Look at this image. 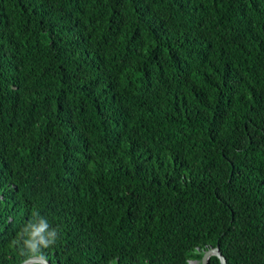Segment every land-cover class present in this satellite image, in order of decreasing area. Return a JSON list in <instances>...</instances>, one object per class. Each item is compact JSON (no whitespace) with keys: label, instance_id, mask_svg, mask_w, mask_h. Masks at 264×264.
Returning <instances> with one entry per match:
<instances>
[{"label":"trees","instance_id":"16d2710c","mask_svg":"<svg viewBox=\"0 0 264 264\" xmlns=\"http://www.w3.org/2000/svg\"><path fill=\"white\" fill-rule=\"evenodd\" d=\"M33 212L50 264H264V0H0V264Z\"/></svg>","mask_w":264,"mask_h":264},{"label":"clouds","instance_id":"9594fccd","mask_svg":"<svg viewBox=\"0 0 264 264\" xmlns=\"http://www.w3.org/2000/svg\"><path fill=\"white\" fill-rule=\"evenodd\" d=\"M59 240V229L52 227L39 212H33L31 218L23 224L11 245L18 254L27 260H46V251L54 247Z\"/></svg>","mask_w":264,"mask_h":264},{"label":"water","instance_id":"95a60500","mask_svg":"<svg viewBox=\"0 0 264 264\" xmlns=\"http://www.w3.org/2000/svg\"><path fill=\"white\" fill-rule=\"evenodd\" d=\"M210 255H216L219 258L221 264H226V260H225L224 256L221 254L218 246L212 247V248H210L204 252L202 259H201V264H207ZM32 262H40L42 264H50V261H48V260L32 261V260H27V259L24 260L23 262H21L20 264H30Z\"/></svg>","mask_w":264,"mask_h":264}]
</instances>
